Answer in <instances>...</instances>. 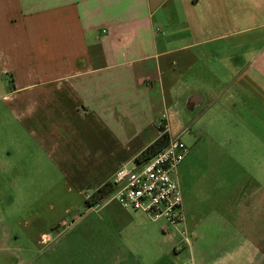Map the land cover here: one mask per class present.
I'll list each match as a JSON object with an SVG mask.
<instances>
[{"label": "crops", "instance_id": "0c3cea01", "mask_svg": "<svg viewBox=\"0 0 264 264\" xmlns=\"http://www.w3.org/2000/svg\"><path fill=\"white\" fill-rule=\"evenodd\" d=\"M0 74L35 160L69 192L135 165L162 121L187 143L182 222L90 207L124 217L131 246L156 239L138 257L264 264V0H0ZM12 156L0 147L2 174L20 171Z\"/></svg>", "mask_w": 264, "mask_h": 264}, {"label": "rangeland", "instance_id": "374dc122", "mask_svg": "<svg viewBox=\"0 0 264 264\" xmlns=\"http://www.w3.org/2000/svg\"><path fill=\"white\" fill-rule=\"evenodd\" d=\"M10 78L11 74H0V147L12 149V161L20 171L11 169L4 174L0 171V264L176 262L174 256L158 261L138 257L145 254L149 244L156 250L155 238L143 245L127 244L128 237L123 235L124 217L119 222L106 208L87 207L86 197L69 192L59 172L49 168L50 172L45 173L49 166L35 160L34 139L23 133L8 109L5 95L10 90ZM20 145L27 146V150L19 151ZM103 202L124 209L110 197ZM241 214L238 210L228 213L236 227ZM263 218V214L258 217L259 222ZM130 250L138 259L130 255Z\"/></svg>", "mask_w": 264, "mask_h": 264}, {"label": "built area", "instance_id": "2783aa9c", "mask_svg": "<svg viewBox=\"0 0 264 264\" xmlns=\"http://www.w3.org/2000/svg\"><path fill=\"white\" fill-rule=\"evenodd\" d=\"M168 131L167 121L159 124ZM180 136L170 137L158 154L141 165L123 166L115 174V191L109 196L126 210L141 211L154 220L164 218L178 224L185 218L183 193L177 179V167L189 153Z\"/></svg>", "mask_w": 264, "mask_h": 264}, {"label": "trees", "instance_id": "16d2710c", "mask_svg": "<svg viewBox=\"0 0 264 264\" xmlns=\"http://www.w3.org/2000/svg\"><path fill=\"white\" fill-rule=\"evenodd\" d=\"M170 135L168 131L161 133L151 144L145 147L136 157L135 161L137 165H141L156 154H158L168 144ZM116 189V183L114 180H109L99 186L92 194L86 197L85 205L87 207H94L101 204L107 199Z\"/></svg>", "mask_w": 264, "mask_h": 264}]
</instances>
